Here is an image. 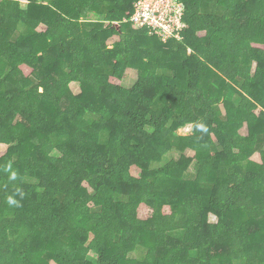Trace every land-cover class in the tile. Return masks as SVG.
Here are the masks:
<instances>
[{"label":"trees","instance_id":"trees-1","mask_svg":"<svg viewBox=\"0 0 264 264\" xmlns=\"http://www.w3.org/2000/svg\"><path fill=\"white\" fill-rule=\"evenodd\" d=\"M135 1L0 0V264H264V0Z\"/></svg>","mask_w":264,"mask_h":264},{"label":"built area","instance_id":"built-area-1","mask_svg":"<svg viewBox=\"0 0 264 264\" xmlns=\"http://www.w3.org/2000/svg\"><path fill=\"white\" fill-rule=\"evenodd\" d=\"M184 17L185 4L182 0H136L131 21L166 43L171 39L183 40L186 28Z\"/></svg>","mask_w":264,"mask_h":264},{"label":"rangeland","instance_id":"rangeland-1","mask_svg":"<svg viewBox=\"0 0 264 264\" xmlns=\"http://www.w3.org/2000/svg\"><path fill=\"white\" fill-rule=\"evenodd\" d=\"M41 29H44V28L41 26ZM200 34L201 35H205V32H201ZM117 38H118L117 36L116 37H111L110 36V38L108 39L109 45H112L113 41L116 40ZM137 75H138V72L135 69H131V68L129 69L128 68L126 70L125 77H124V79L122 81L121 80H117L115 78H113L112 81H114L116 83H121V84L129 87V86L133 85L134 81L137 78ZM71 89H72V91L75 94H79L81 92L80 84L78 82H72L71 83ZM191 131H192V125H187V126L181 128V129H179V133H182V134H188V133H191ZM240 133H242L243 135H246L247 134V127L243 126L240 129ZM262 145L264 147V143H262ZM7 150H8V145L0 143V157L3 156L4 154H6ZM184 153H185L186 157H193L194 156V151L191 150V149H188ZM180 156H181V152L173 151V152L169 153L166 156V159L170 160L172 157H176L177 158V157H180ZM191 169H193V164L191 165ZM131 172H132L133 175L139 176L140 172H141V169L134 166V167L131 168ZM209 221L210 222H216L217 218L214 215H210Z\"/></svg>","mask_w":264,"mask_h":264},{"label":"clouds","instance_id":"clouds-1","mask_svg":"<svg viewBox=\"0 0 264 264\" xmlns=\"http://www.w3.org/2000/svg\"><path fill=\"white\" fill-rule=\"evenodd\" d=\"M7 171L10 173L9 179L10 180H15L16 179V173L11 170V166L10 165H9ZM8 204L12 205V206H19L18 201L16 199L12 198V197L8 198Z\"/></svg>","mask_w":264,"mask_h":264}]
</instances>
